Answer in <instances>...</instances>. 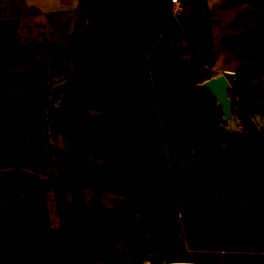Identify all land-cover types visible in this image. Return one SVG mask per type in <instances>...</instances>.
<instances>
[{
	"label": "crops",
	"instance_id": "1",
	"mask_svg": "<svg viewBox=\"0 0 264 264\" xmlns=\"http://www.w3.org/2000/svg\"><path fill=\"white\" fill-rule=\"evenodd\" d=\"M179 2L0 0V107L47 89L56 220L34 231L0 195V264H264V0ZM167 43L200 81L226 75L261 144L224 148L227 129L172 156L155 84ZM178 106L228 125L214 99Z\"/></svg>",
	"mask_w": 264,
	"mask_h": 264
},
{
	"label": "rangeland",
	"instance_id": "2",
	"mask_svg": "<svg viewBox=\"0 0 264 264\" xmlns=\"http://www.w3.org/2000/svg\"><path fill=\"white\" fill-rule=\"evenodd\" d=\"M155 52V70L161 73L156 77L155 84L160 87L158 92L156 88V97L161 102L163 127L166 124L169 133H175L174 128L178 125L184 128L183 140L176 134V137H166L172 156L176 157L185 145L204 143L216 133L226 135L227 129L230 130L228 147L261 144L256 129L239 109L236 111L239 117L237 121L234 118L235 122L226 127L218 125L211 107H208L209 112L215 115V119L207 118L214 123L207 129L192 118L199 115H182L179 103L194 99L208 103L210 99H216L210 90L201 84L198 74L191 73L178 62L174 47L168 43L163 44ZM169 87H179L178 92L171 96L164 93ZM46 93V88H39L12 94L10 106L0 107V113H6L7 109L12 113V129L0 130V195L8 196L11 200L10 211L6 212L11 220L12 215H26L32 219L34 231L36 226H40V221L44 222V217L48 215L49 235L52 237L56 220L53 219V206L50 204L49 207L48 203L53 201L55 170L51 166V153L48 148L50 126L43 115ZM8 163H12V168L4 169ZM47 204L48 212L45 210ZM35 236L36 234H33L34 238Z\"/></svg>",
	"mask_w": 264,
	"mask_h": 264
},
{
	"label": "water",
	"instance_id": "3",
	"mask_svg": "<svg viewBox=\"0 0 264 264\" xmlns=\"http://www.w3.org/2000/svg\"><path fill=\"white\" fill-rule=\"evenodd\" d=\"M206 86L212 95L215 97L218 104L221 105L222 118L228 124L231 125L235 122L234 115L232 113V101L228 94L230 88V82L224 73H219L201 82Z\"/></svg>",
	"mask_w": 264,
	"mask_h": 264
},
{
	"label": "trees",
	"instance_id": "4",
	"mask_svg": "<svg viewBox=\"0 0 264 264\" xmlns=\"http://www.w3.org/2000/svg\"><path fill=\"white\" fill-rule=\"evenodd\" d=\"M178 89H179V87H169L168 89H166V90H164V93H168L170 96L171 95H173L174 93H177L178 92ZM192 118H194L195 120H197L198 121V123H200V124H202L204 127H205V129H207V127H209V125H212V124H214L212 121H210V120H208V119H206V118H204V117H201V116H193ZM185 122V121H184ZM250 122V121H249ZM186 123V122H185ZM252 124V123H251ZM164 128L166 129V137L169 139V137H176V135H175V133H173V132H171V133H169V128L167 127V125L165 124L164 125ZM215 136H218V133H216L215 134ZM228 139V138H227ZM187 141V140H186ZM227 142L228 141H226L225 143H224V148L225 147H227ZM202 144V143H201ZM201 144H198V143H194V144H191V145H185L183 148H182V150L177 154V156L176 157H179V156H181V155H183L184 153H186L187 151H189L190 149H192V148H194V147H197V146H199V145H201ZM220 166V164L218 163L217 165H216V167H219ZM210 185H211V183H210Z\"/></svg>",
	"mask_w": 264,
	"mask_h": 264
},
{
	"label": "built area",
	"instance_id": "5",
	"mask_svg": "<svg viewBox=\"0 0 264 264\" xmlns=\"http://www.w3.org/2000/svg\"><path fill=\"white\" fill-rule=\"evenodd\" d=\"M171 1L174 5L175 10L179 11L181 8V3L179 2V0H171ZM153 264H204V263H199V262L190 261L186 259H175V260L159 261Z\"/></svg>",
	"mask_w": 264,
	"mask_h": 264
}]
</instances>
